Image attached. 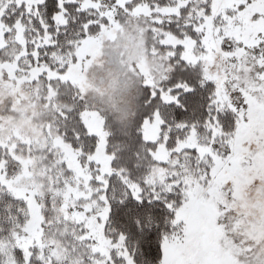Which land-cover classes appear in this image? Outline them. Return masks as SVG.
I'll return each mask as SVG.
<instances>
[{
	"label": "snow or ice",
	"instance_id": "snow-or-ice-1",
	"mask_svg": "<svg viewBox=\"0 0 264 264\" xmlns=\"http://www.w3.org/2000/svg\"><path fill=\"white\" fill-rule=\"evenodd\" d=\"M0 264H264V0H0Z\"/></svg>",
	"mask_w": 264,
	"mask_h": 264
}]
</instances>
